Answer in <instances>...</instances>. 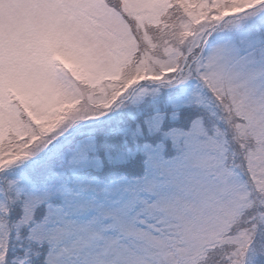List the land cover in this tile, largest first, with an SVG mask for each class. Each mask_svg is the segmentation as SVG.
<instances>
[{"label": "snow or ice", "instance_id": "1", "mask_svg": "<svg viewBox=\"0 0 264 264\" xmlns=\"http://www.w3.org/2000/svg\"><path fill=\"white\" fill-rule=\"evenodd\" d=\"M0 264H264V0H0Z\"/></svg>", "mask_w": 264, "mask_h": 264}]
</instances>
